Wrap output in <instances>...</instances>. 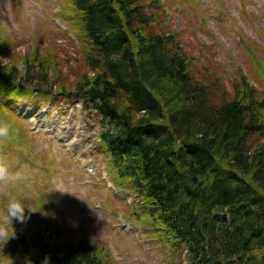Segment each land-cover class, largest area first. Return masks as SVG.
Returning a JSON list of instances; mask_svg holds the SVG:
<instances>
[{
    "label": "trees",
    "instance_id": "trees-1",
    "mask_svg": "<svg viewBox=\"0 0 264 264\" xmlns=\"http://www.w3.org/2000/svg\"><path fill=\"white\" fill-rule=\"evenodd\" d=\"M158 1L72 0L92 74L57 93L95 111L102 154L190 264H264V94L244 78L224 97L199 77L161 26ZM9 40L0 38V56L14 48ZM34 58L23 75L12 58L0 66L4 99L52 88ZM18 242L31 264L46 255L49 264H109L97 243L49 222Z\"/></svg>",
    "mask_w": 264,
    "mask_h": 264
},
{
    "label": "rangeland",
    "instance_id": "rangeland-1",
    "mask_svg": "<svg viewBox=\"0 0 264 264\" xmlns=\"http://www.w3.org/2000/svg\"><path fill=\"white\" fill-rule=\"evenodd\" d=\"M158 3L161 26L199 77L221 95L224 90V97L235 94L245 79L264 94V0ZM72 11V0H0V38L15 44L10 55L0 56V66L12 58L23 75L24 60L35 56L47 64L54 81L51 89L39 88L51 90L45 95L6 100L0 92V122L10 128L9 136L0 138V156L25 176L0 190V212L13 196L37 210L25 224L13 221L16 235L0 242V264H31L19 255V238L23 230L46 222L69 238L84 236L97 243L109 264H190L172 233L151 222L142 197L128 188L126 178L117 177L102 154L95 111L82 99L57 93L92 74ZM7 114L16 124H9ZM57 184L70 193L52 190Z\"/></svg>",
    "mask_w": 264,
    "mask_h": 264
},
{
    "label": "clouds",
    "instance_id": "clouds-1",
    "mask_svg": "<svg viewBox=\"0 0 264 264\" xmlns=\"http://www.w3.org/2000/svg\"><path fill=\"white\" fill-rule=\"evenodd\" d=\"M9 131V125L6 122H0V138L8 137ZM23 179H25L23 171L19 169L15 171L11 170L6 163L5 157L0 156V190L9 184H15ZM52 190L70 193L62 184H57ZM35 212L37 210L34 207L25 206L20 199L14 196L9 197L5 210L0 212V242L6 243L10 238L15 237L14 220L20 224H25L31 214ZM42 264H49V257L47 255L44 257Z\"/></svg>",
    "mask_w": 264,
    "mask_h": 264
},
{
    "label": "water",
    "instance_id": "water-1",
    "mask_svg": "<svg viewBox=\"0 0 264 264\" xmlns=\"http://www.w3.org/2000/svg\"><path fill=\"white\" fill-rule=\"evenodd\" d=\"M20 87H22V86H20ZM33 91H34V92H38V91H40V90L37 89V88H35V89H33ZM45 91H47V90H45Z\"/></svg>",
    "mask_w": 264,
    "mask_h": 264
}]
</instances>
